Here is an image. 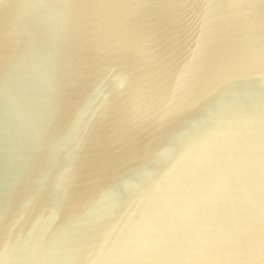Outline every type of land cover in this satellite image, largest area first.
I'll return each mask as SVG.
<instances>
[{"label":"water","instance_id":"water-1","mask_svg":"<svg viewBox=\"0 0 264 264\" xmlns=\"http://www.w3.org/2000/svg\"><path fill=\"white\" fill-rule=\"evenodd\" d=\"M0 264H264V0H0Z\"/></svg>","mask_w":264,"mask_h":264}]
</instances>
